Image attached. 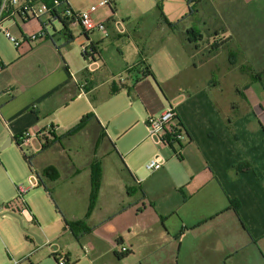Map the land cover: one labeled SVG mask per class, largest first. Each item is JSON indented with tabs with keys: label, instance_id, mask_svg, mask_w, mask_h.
Masks as SVG:
<instances>
[{
	"label": "crops",
	"instance_id": "obj_1",
	"mask_svg": "<svg viewBox=\"0 0 264 264\" xmlns=\"http://www.w3.org/2000/svg\"><path fill=\"white\" fill-rule=\"evenodd\" d=\"M68 1L74 11L85 10ZM96 1L111 5L95 16L106 22L109 36L87 37L100 52L95 72L74 71L54 38L51 46L27 41L44 29L49 34L60 22V34L68 37L65 46L74 44L78 24L67 19L66 29L58 11L40 20L19 17L11 27L22 41L16 52L0 42V148L10 140L8 146L20 148L18 138L26 130L58 126L52 138L33 140L28 152L20 148L31 174L40 176L44 203L48 209L49 201L52 210L47 217L38 205L32 212L26 203L29 212L19 218L43 234L26 237L21 252L12 248L22 256L13 260L57 264L54 245L67 253L69 264H264V0H200L192 11L188 0ZM237 7L243 16L236 14ZM119 22L125 33L118 30ZM166 27L182 37L181 50L191 61L186 66L197 78L175 84L156 75L149 61L152 45L144 40ZM116 43L123 47L118 62ZM46 48L54 53L50 59ZM141 62L150 77H142ZM124 90L125 105L114 103L112 115L106 114L104 107ZM79 103L73 121L60 125V113ZM173 104L186 137L159 150L148 139L146 122ZM134 105L144 109L142 119L124 118ZM91 113L94 117L75 132ZM180 148L178 158L174 152ZM159 151L167 163L151 174L145 165ZM95 160L102 163L103 178L97 206L87 218ZM0 164L7 180L17 177L6 162ZM48 167L58 171V179L44 175ZM8 189L0 204L15 197L12 186ZM81 221L89 231L75 232L68 225ZM123 247L129 253H121ZM0 264H11V257L2 255Z\"/></svg>",
	"mask_w": 264,
	"mask_h": 264
},
{
	"label": "rangeland",
	"instance_id": "obj_2",
	"mask_svg": "<svg viewBox=\"0 0 264 264\" xmlns=\"http://www.w3.org/2000/svg\"><path fill=\"white\" fill-rule=\"evenodd\" d=\"M73 1L77 3L80 9H85V10H88L95 3L97 4L96 0H73ZM177 3L179 4V2ZM238 9L240 8L239 7L235 8L236 14L240 13L241 16H243L244 15L243 12L241 10L240 12H238ZM81 11L83 10H78L77 12H81ZM252 19L254 20V22H256L253 24L256 25L258 22L257 21L258 18H256L255 16ZM36 23L38 24V21H35L32 24H36ZM63 29H64L63 25L60 22H56L55 29L54 27L49 28V34L52 37L50 38L46 37V39L44 38L36 43L37 44L47 43L48 46H51L55 42L54 44L57 46V48L63 49L62 50L63 55L66 54V56L69 57L70 62L72 63V66L74 68V71H77L79 69L80 72H84L87 68V62L83 56L82 46L85 43H87V36L85 35L84 31H82L79 25L74 27L73 34L74 37L76 38L75 43L74 44L71 43L69 46L66 47L65 46L66 38L68 40V37H66L64 33L60 34V32L63 31ZM40 32L32 33L31 35L38 34ZM12 34L18 39L16 34L13 33V31ZM96 34L97 36L103 37V35H101V33L99 32H96ZM255 34L257 33L255 32ZM53 38H54V42H53ZM0 42L8 50L12 51V53L16 52L17 47L14 45V43L9 41L2 34H0ZM146 42L152 45L151 46L152 50L149 54V61L156 75H158L159 78L168 77V79H170V82L175 84H178L182 81L192 80L194 78L196 72L191 68H187L186 66L187 63L191 61H189V58L186 56L185 52L181 50L183 41H182V37L179 35L178 32H174L168 27L164 28L163 30H153L149 33V38H146L144 40V43ZM163 44L165 48L161 50H157L158 47H160V45ZM116 45L117 43L114 44L113 51L116 54V59L118 62L121 59L120 54L118 53V49L120 51L122 50L123 47H122V43H119L118 46ZM250 50L252 51L253 48H250ZM44 53L46 54L48 59H50L52 54H54L49 48L44 49ZM111 57L112 55H110V58ZM172 58H174L175 60L172 61L171 60ZM201 72L202 75H205L206 73L205 70H201ZM120 76L121 74L119 75L117 74L115 80L119 82ZM197 76L198 74L196 75V78ZM104 81H105L104 79L100 80V83ZM151 81L155 84V80L153 78H151ZM123 92L124 95H122L121 97H116L117 99H113L116 101H112V103L110 104V108H108L107 106L104 107L106 114L112 115V113L114 112L113 109L114 107H112L114 103L115 105L116 104L120 105L117 108H121L123 104L125 105V103L128 100V93L127 90H124ZM161 97L163 98V100L165 99L162 92H161ZM81 104L82 103H79L78 105L72 106L70 109L61 112L60 115L58 116L60 117V120H57L59 121L58 123H61L60 125L63 124L67 125L68 123L73 121L75 117L74 115L80 108ZM143 110L144 109H142V107L140 110L138 106L134 105L133 109L129 110L124 114V118L130 117L136 120L142 119L144 112ZM6 143L7 142H5V144ZM5 144H3V146H1L0 148V160L2 162H6L12 170L14 169L17 174V177L16 176H14L15 178L11 177L13 176L11 174L10 180L9 179L7 180L5 178V174H4L5 171L3 169V166L0 164V189H2L0 191V195L8 194V190H9L8 188H11L12 186L13 190L15 191V197L11 200L13 201L17 196L15 183L16 184L28 183L29 180L28 178L31 172L28 169L26 162L24 161L25 159L21 153V149L17 146V144L14 143L12 146H8L5 149H3ZM148 144L149 146H151L150 142ZM148 144L146 146L149 148ZM23 150L25 152H28L29 148L24 147ZM45 198H46L45 188L41 186L31 191L28 195H26L25 201L28 204L29 208L32 210V212L35 211V205H38L40 209L44 211L47 217H51L49 210H52L50 209L52 208V205L49 201H46L47 202L46 204H48V209H47L44 203ZM11 201L0 204V213L2 206H4L5 204ZM11 216H15V215L8 214L3 217H0V258L2 255L5 256L6 258L10 256L11 264L12 263L17 264L18 262L16 260H20L22 256H17L16 253L12 250V248L15 249L17 248L18 250L17 249L16 250L21 252L20 250L22 246V241L26 242V237H30L33 238V240H36L38 237L37 235L41 236V234L43 233L39 232L38 227H36L35 225L26 222L23 217L19 218V216L18 217L16 216L15 217L16 219H14V217ZM37 232H39V234H37ZM159 257H156L155 260L158 259Z\"/></svg>",
	"mask_w": 264,
	"mask_h": 264
},
{
	"label": "built area",
	"instance_id": "obj_3",
	"mask_svg": "<svg viewBox=\"0 0 264 264\" xmlns=\"http://www.w3.org/2000/svg\"><path fill=\"white\" fill-rule=\"evenodd\" d=\"M196 1V0H190ZM109 1H102L98 5L91 6L88 10L81 12L74 11L68 0H52L49 4L45 0H0V34H3L9 41L19 48L22 41L17 39L11 31L13 25H18L19 17L23 21L29 19H42L48 14L54 15L60 12L64 18L72 20L78 24L83 31L88 35V38L95 32L102 33L105 37L109 36V29L106 22H99L95 19L96 14L100 8H109ZM117 28L120 33H125V26L122 22L117 23ZM49 34L44 29L38 34H33L28 37L29 43H36L39 40L46 39ZM83 56L87 62L86 70L95 72L101 62L100 52L98 47L88 39L87 43L82 46ZM3 67L0 66V73ZM143 75H146L143 73ZM148 78V77H147ZM148 130V139L151 140L159 150L165 148H173L177 144H181L185 139V128L178 120V114L175 109V104L171 105L164 113L159 116H150L146 122ZM58 131L57 125H48L37 132L29 129L23 132L19 137L21 143L20 148H32L33 140L44 137L52 138ZM176 157L182 156V149L174 152ZM167 161L161 151H159L153 158H151L145 165L146 170L151 173L161 171L166 165ZM42 186L40 176L33 172L28 180V183L17 184L16 198L5 204L1 208V213L12 214L16 216H27L28 207L25 201L26 195L31 191ZM52 252L56 258L57 264H69L67 260V253L62 251L58 246L51 245ZM121 253H129V249L123 247Z\"/></svg>",
	"mask_w": 264,
	"mask_h": 264
},
{
	"label": "trees",
	"instance_id": "obj_4",
	"mask_svg": "<svg viewBox=\"0 0 264 264\" xmlns=\"http://www.w3.org/2000/svg\"><path fill=\"white\" fill-rule=\"evenodd\" d=\"M47 1V3H51L52 0H45ZM200 3V0H196V1H190L188 0V5L191 9V11L194 9L195 6H197L198 4ZM61 19L63 20L64 24H65V28L68 29L69 27V23L67 21L66 18L64 17H61ZM178 26H179V23H176L175 25H171V27L173 29H178ZM85 33V32H84ZM191 33V32H189ZM85 35L88 37V35L85 33ZM201 37V35H199L198 38H194V39H199ZM73 41V38L70 36L69 37V43H71ZM138 66H143L144 69H143V73H145L146 75H143L142 74V77L143 78H147V77H150L151 76V72L149 70V68L146 66V64L144 62H141ZM137 66V67H138ZM94 117V115L91 113V114H88L87 116H85L83 118V120L79 123V125L76 127V129L74 130L75 132L76 131H79L80 129H82L83 127H85L88 122ZM18 145L20 146L21 143L19 141V138H18ZM26 159L27 161L30 163V158L28 156H26ZM243 166H240L239 169H241ZM44 175L49 178V179H58L59 178V173L58 171L54 168V167H48L44 170ZM102 178H103V166H102V163L99 162L98 160H95L92 164V193H91V199H90V207H89V211H88V214H87V218L90 217L94 211V209L96 208L97 206V202H98V198H99V194H100V190H101V183H102ZM49 192V195L50 197L53 199L52 197V194L50 193L49 190H47ZM236 211L238 212V207H236L235 205V208ZM72 230H74L75 232L77 230H80V232H87L89 231V228L87 227V224H86V221H81V222H75V223H69L68 224Z\"/></svg>",
	"mask_w": 264,
	"mask_h": 264
},
{
	"label": "water",
	"instance_id": "obj_5",
	"mask_svg": "<svg viewBox=\"0 0 264 264\" xmlns=\"http://www.w3.org/2000/svg\"><path fill=\"white\" fill-rule=\"evenodd\" d=\"M9 144H11V140H10V142L8 143V145ZM7 144L3 147V149H5L7 146H8ZM5 215H8V214H6V213H1L0 214V217H3V216H5ZM10 215H12V214H10Z\"/></svg>",
	"mask_w": 264,
	"mask_h": 264
},
{
	"label": "bare ground",
	"instance_id": "obj_6",
	"mask_svg": "<svg viewBox=\"0 0 264 264\" xmlns=\"http://www.w3.org/2000/svg\"><path fill=\"white\" fill-rule=\"evenodd\" d=\"M42 181V180H41Z\"/></svg>",
	"mask_w": 264,
	"mask_h": 264
}]
</instances>
